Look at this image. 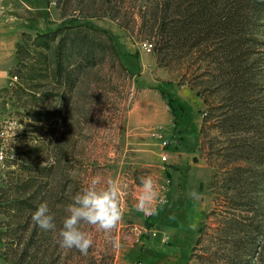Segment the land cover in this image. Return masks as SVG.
<instances>
[{
  "label": "rangeland",
  "instance_id": "1",
  "mask_svg": "<svg viewBox=\"0 0 264 264\" xmlns=\"http://www.w3.org/2000/svg\"><path fill=\"white\" fill-rule=\"evenodd\" d=\"M153 1H15V32L21 39L0 90V133L7 132L0 146L9 156L0 166V264L12 242L5 232L20 222L45 234L42 247L36 236L30 264H223L228 246L219 230L226 220L242 222L251 216L236 210L233 192L223 182L225 163L218 151L224 139L215 119H208L204 99L184 79L185 65L159 66L155 52L144 46L154 43L149 32H140L143 13ZM70 20L82 26L97 48L91 63L73 55L69 70L81 68L74 75V91L64 96L66 90L54 77L53 54L71 29ZM59 29L63 33L45 49L40 36ZM144 96L157 98L159 118L166 116L169 124L139 128L130 121ZM154 104L147 116L156 115ZM164 140L169 141L166 148ZM176 150L184 160L171 166ZM165 154L167 162L162 161ZM148 174L167 200L160 205L157 199L152 215L135 207L139 177ZM97 175L120 182L123 215L108 232L81 224L93 234L84 255L62 248L59 230L65 207ZM20 199L27 204L19 205L15 200ZM44 201L55 230L45 231L32 221Z\"/></svg>",
  "mask_w": 264,
  "mask_h": 264
},
{
  "label": "trees",
  "instance_id": "2",
  "mask_svg": "<svg viewBox=\"0 0 264 264\" xmlns=\"http://www.w3.org/2000/svg\"><path fill=\"white\" fill-rule=\"evenodd\" d=\"M142 19L140 32L154 38L158 65L182 62L184 79L208 106V119H215L224 139L218 151L225 163L223 182L233 192L236 210L251 214L242 222L227 218L219 230L228 246L223 264H263L264 0H154ZM69 22L71 29L53 54L54 77L66 90L64 96L74 91V75L81 68L69 70L73 55L91 63L97 48L76 20ZM60 33L63 29L41 35L44 48L50 49L48 41ZM23 223L5 232L12 236L3 252L5 264H30L36 236L41 247L45 241V234ZM205 233L201 230L200 236Z\"/></svg>",
  "mask_w": 264,
  "mask_h": 264
},
{
  "label": "clouds",
  "instance_id": "3",
  "mask_svg": "<svg viewBox=\"0 0 264 264\" xmlns=\"http://www.w3.org/2000/svg\"><path fill=\"white\" fill-rule=\"evenodd\" d=\"M195 195L196 193L193 192V196ZM121 196V184L118 180L111 176L97 175L92 177L72 197V202L64 209L67 215L63 219L62 228L59 230L60 246L67 249L75 248L87 255L93 243V234L83 230L81 224L91 225L97 230L105 232L114 229L123 215ZM135 199L137 201L136 210L145 215L155 213L154 202L157 199L160 205L167 203L166 198L160 195L157 182L152 174L139 177ZM32 221L45 231L56 228L54 215L50 212L47 201L39 203L32 214Z\"/></svg>",
  "mask_w": 264,
  "mask_h": 264
},
{
  "label": "crops",
  "instance_id": "4",
  "mask_svg": "<svg viewBox=\"0 0 264 264\" xmlns=\"http://www.w3.org/2000/svg\"><path fill=\"white\" fill-rule=\"evenodd\" d=\"M15 1L6 0V3H4L3 0H0V90L7 84L9 71L15 63L16 45L20 43L21 39L19 32H15ZM9 11H12V14H8ZM153 100L149 96H144L140 100H137L130 121L137 122L139 128L151 124L167 125L171 122L164 115L162 118H159L162 105H158L156 97ZM151 104H154V108L156 109V115L152 117L147 116ZM181 158H183V153L176 150L174 155L169 159L168 164L176 166L180 163Z\"/></svg>",
  "mask_w": 264,
  "mask_h": 264
},
{
  "label": "built area",
  "instance_id": "5",
  "mask_svg": "<svg viewBox=\"0 0 264 264\" xmlns=\"http://www.w3.org/2000/svg\"><path fill=\"white\" fill-rule=\"evenodd\" d=\"M144 46H145V48H146V50L149 52V53H152V51H153V46L151 45V44H149V43H145L144 44ZM7 132L6 131H1V133H0V137L3 139V138H5V136L7 135L6 134ZM160 138V137H159ZM163 145L165 146V148L166 147H168V145H169V141H166V140H164L163 142ZM9 156H8V152L6 151V148L4 147V146H0V166H3V165H5V163L8 161V158ZM162 161L163 162H167L168 161V156H167V154H165V155H163L162 156Z\"/></svg>",
  "mask_w": 264,
  "mask_h": 264
}]
</instances>
